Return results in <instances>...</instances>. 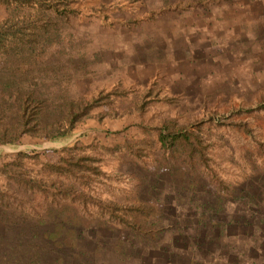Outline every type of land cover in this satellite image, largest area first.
<instances>
[{
  "label": "rangeland",
  "instance_id": "374dc122",
  "mask_svg": "<svg viewBox=\"0 0 264 264\" xmlns=\"http://www.w3.org/2000/svg\"><path fill=\"white\" fill-rule=\"evenodd\" d=\"M63 6L76 15L61 22L59 38L34 59L35 79L45 82L52 100L101 89L119 93L94 108L71 137L24 135L17 144H1L0 158L25 149L55 161L79 138L76 151L93 156L100 172L87 182L69 179L74 187L119 204H154L165 234L154 248L139 246L119 258L114 244L128 233L117 218L92 203L21 191L4 175L0 188L13 208L0 209V225L51 229L78 217V248L58 250L64 260L55 264H264V0H68ZM5 15L0 5V20ZM166 119L199 126L205 165L184 171L162 155L156 128ZM36 166L29 164L33 174ZM201 203L218 208L213 215L229 224L233 245L222 246L215 228L195 221ZM190 239L205 246L189 252Z\"/></svg>",
  "mask_w": 264,
  "mask_h": 264
},
{
  "label": "trees",
  "instance_id": "16d2710c",
  "mask_svg": "<svg viewBox=\"0 0 264 264\" xmlns=\"http://www.w3.org/2000/svg\"><path fill=\"white\" fill-rule=\"evenodd\" d=\"M67 3L68 0H0V5L6 10V15L0 20V145L17 144L24 135L48 140L69 138L92 116L94 108L112 103L113 96L119 93L101 89L91 96L63 94L60 100H52L45 82L35 79L34 59L59 38L61 22L76 15L75 9L58 7ZM24 8L27 10L22 11ZM144 102L140 108L144 107ZM243 128L250 131L246 125ZM145 132L149 133L148 130ZM156 139L163 156L178 160L177 169L186 171L185 166L195 168L205 165L209 159L198 125L191 129L187 125H179L174 119H166L157 126ZM80 142L79 138L73 140L65 147L69 149L68 153L55 161L42 160L38 153L30 154L19 149L9 158H0V175L11 180L21 191L58 194L67 200V204L68 201L92 203L100 212L117 218L128 233L127 239L117 238L114 244L113 252L119 258L132 256L139 246L154 248L155 239L165 234L154 204L142 201L119 204L79 190L69 181L87 182L91 173L100 172L93 164V156L76 151L75 147H81ZM126 146L135 145L126 140ZM134 148L138 154L142 152L138 146ZM31 162L38 166L39 174L31 172ZM51 187L57 191H52ZM8 194L7 190L0 188V209L13 208ZM202 205L205 207H201L203 210L194 216L195 221L203 224L200 227L215 228L222 246L233 245L227 232L229 224L213 215L218 208L207 203ZM61 211L64 212L62 208ZM61 221L70 225L60 223L51 229L0 225V264L62 263L64 258L59 256L58 250L78 248L76 228L80 219L76 216L68 219L66 216ZM85 223V226L90 224L89 221ZM197 245L205 246V243L190 239L185 248L191 252ZM97 247L94 252L100 251Z\"/></svg>",
  "mask_w": 264,
  "mask_h": 264
}]
</instances>
